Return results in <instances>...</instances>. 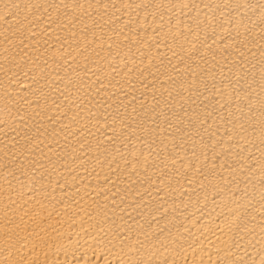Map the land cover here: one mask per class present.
Here are the masks:
<instances>
[{
	"label": "bare ground",
	"instance_id": "obj_1",
	"mask_svg": "<svg viewBox=\"0 0 264 264\" xmlns=\"http://www.w3.org/2000/svg\"><path fill=\"white\" fill-rule=\"evenodd\" d=\"M17 2L38 5L79 3L85 6L91 3L98 6L89 10V16L97 21V44L89 49L90 60L85 61L76 47L79 35L71 38L70 32L63 26L58 27L48 21L49 13L56 15L52 9L48 12L41 9L36 17H31L35 21L32 25L35 35L31 38V33L26 29L17 30L15 25L9 27L0 23V159L4 158L5 152L9 157L15 154L27 167L29 160L47 165V157L56 160L58 153L64 154L57 162V171L44 170L42 183L46 192L50 193L48 198L45 199L37 191V199L29 200L24 208V212L29 213L27 216L17 205L16 216H24V220L23 223L17 220L21 227L16 229L18 235L12 241L16 247L8 252L5 251L9 245L4 236L8 229L3 225V205L0 204V264L6 260L15 264L16 261L32 259L39 262L47 259L48 264H52L53 260H67L68 264H85V261L88 264H105V260H108L111 264H118L121 257L125 261L150 258L149 254L157 251L162 254L161 258L169 259V264L173 258L178 264H193L194 261L195 264H223L225 259H244L249 264L252 261L260 264L264 258V244L259 242L260 228L264 226V208L258 203V195L248 209L247 227L251 235L247 231L235 234L239 246L232 248L231 252L222 242L229 237L221 231L224 227L223 216L228 212V198L227 195H217L221 188H225L226 193L228 191L223 181L235 179L240 190L245 188V180L249 177L256 184L259 183L257 173L262 160L259 129L253 134L248 126L249 120L259 119V112L250 113L248 100L242 97L250 92L253 103H256L261 92L259 60L264 39H261L259 8L241 7L237 10L235 5H259L260 0ZM104 4L108 5L107 10L100 6ZM113 4L119 7H111ZM125 4H132L133 7L125 9ZM143 4L162 7H137ZM183 4L198 7L182 9L176 6ZM207 4L221 5V8L209 9L205 7ZM58 11L62 16L68 12L71 18V8ZM83 11L78 9L77 14ZM197 13L201 20L214 13L216 31L213 33L211 28L207 33L201 31L199 40L195 41L188 28L191 26L195 30ZM41 15L43 20L40 19ZM241 16L248 25L246 33L241 27V36L237 37L236 31L232 30L234 24L226 22L225 30L221 31V18L235 21ZM84 22L91 24L92 20L85 18ZM69 27L79 34L81 26ZM177 32L195 41L199 49L191 60L186 59L184 63L180 62V56L185 55L180 47L184 43L183 37L175 42L172 39ZM229 34L240 43L228 40ZM101 35L103 40L100 39ZM205 36L207 44L204 43ZM126 37H131V40H126ZM114 41H119L121 47L117 49L113 46L110 55L109 45ZM225 44H230L227 50ZM125 45H130V52ZM208 45L211 50H208ZM184 47L187 48V44ZM237 47L245 53L243 60L248 65L245 72L251 69V73L238 84L235 69L230 70L234 61L237 64L241 61ZM174 52L178 55H174ZM149 54L155 58L154 65L163 60L169 70L175 68L183 71L184 80L190 76L195 79L203 69L208 68L211 75L202 77L208 84L207 92L200 94L205 90L199 80L197 86L200 92L195 89L192 93L181 92L173 88L155 66L151 67L155 75L145 71L144 76H139L138 69L148 67L147 61L141 63V60ZM106 57L110 58L111 67ZM93 60L105 72L97 71ZM85 63L88 64L86 71ZM213 64L216 65L214 69ZM126 66L132 71L127 72ZM112 67L116 68L115 73ZM105 73L115 79L109 83ZM125 79L131 83L122 88L117 81L123 82ZM69 80L81 85L79 91L69 84ZM101 80L105 87L100 88L97 94ZM162 84L164 87H161ZM164 88L172 91L171 99ZM38 89L46 94V103ZM233 89L235 92L229 100L227 92ZM205 96L211 97L215 111L207 107L209 100ZM54 100L59 103V108L54 107ZM129 101L137 107V112L133 113L129 107L124 124L121 125L120 119L113 124L110 114H115V105ZM142 102L145 104L144 111L153 116L163 111L174 125L187 131L177 134L176 128H167L164 117L159 116L155 123L148 121L156 131L146 142L144 137L147 134L140 131L138 123V117L143 114L139 108ZM109 104L113 107L109 108ZM157 104L159 108H156ZM153 108H156L155 112H152ZM88 109L98 116L103 113V116L99 120L88 121L85 119ZM120 111L123 114L125 110L121 108ZM205 112H211V117L197 135L189 120L196 123ZM73 116L76 117L75 123ZM241 119L245 124L244 129L239 127ZM84 123H87V128H84ZM41 124L47 130L40 137L43 143H37L35 147L28 145L32 151L26 159L16 146L25 143L22 137L26 131L35 135V129ZM113 128L116 129L115 133ZM196 128H200L198 123ZM53 129L56 131L55 139L48 135ZM201 137L206 147H202ZM72 156L76 157L75 162ZM12 170L17 171L19 181L25 182L24 191L27 192V187L31 186L32 170L27 177L20 175L16 165L12 166ZM5 175L0 170V192L7 186ZM34 175L39 181L40 171H34ZM72 176H75L74 180ZM17 184L18 181L13 180V186ZM36 188H40V183L36 184ZM232 189L235 191L236 185H232ZM52 196L55 200L51 199ZM4 199L6 197L0 196V201ZM28 199L26 196L25 200ZM24 224L28 225L27 231ZM99 224H103L104 232L99 230ZM241 236L244 238L240 239ZM125 237L128 239L125 240ZM19 240H24V244H19ZM121 240L125 241L124 252L120 251ZM129 244L140 250V257L128 251ZM35 245L39 246L35 247L33 253L31 250ZM165 245L169 247L167 252ZM65 250H68L67 255Z\"/></svg>",
	"mask_w": 264,
	"mask_h": 264
},
{
	"label": "snow or ice",
	"instance_id": "obj_2",
	"mask_svg": "<svg viewBox=\"0 0 264 264\" xmlns=\"http://www.w3.org/2000/svg\"><path fill=\"white\" fill-rule=\"evenodd\" d=\"M107 10L108 5H100ZM178 7L183 8H188V7H198L196 5H189V4H183V5H176ZM231 5H224L223 7H230ZM98 7L93 4H88L87 6L83 4H56V3H51L47 5H38V4H33V3H19L17 0H0V23L7 24L9 27H12V25H15L17 30L20 29H26L28 30L31 36L35 35V32L32 31V25L35 23L34 20L31 19V17H36L41 9L44 10V12H48L49 9H52L53 11H56V15L53 16L51 13L48 14V21L55 23L58 27L63 26L64 29L68 30L70 32V37L71 38H76L79 35V39L76 40V47L80 50L79 54L84 57L85 61L90 60V56L88 55V51L90 48H92V45L97 44L96 40V25L97 21L93 19L91 16H89V10ZM113 8H117L119 6L113 4L111 5ZM125 9L133 7L132 4H125L123 5ZM137 7L148 9L150 7H162V5H150V4H143V5H137ZM169 7H172L171 5ZM206 8H217L220 9L221 5H212V4H207L205 5ZM241 7L245 9H257L259 8V13H258V19H259V25L261 28V39H264V0H260L259 5L252 4V3H244V4H239L237 3L235 5V8L239 10ZM64 8L72 9V14L71 18L69 19V13L64 12L63 16L60 14L58 11L59 9ZM78 9H83L84 11L81 12L80 14H77ZM91 19L92 23L88 24L84 22V19ZM40 19L43 20V16H40ZM215 14L211 16H205L203 20L199 18V14L197 13L196 16V23H195V30L192 29L191 26H189L188 31L192 33V35L195 37V41L199 40L200 37V32L203 31L204 33H207L208 28H211L213 33H215L216 28H215ZM225 22L228 23L229 25L234 24V28L232 30L236 31V36L240 37L241 32L239 29L241 27L244 28L245 33L248 31V25L244 23V17L241 16L235 21L233 19H228L227 21H224L223 18H221V22L219 24V27L221 31H224V25ZM69 25H72L73 27L75 26H81L79 34L76 31H72ZM47 30V29H46ZM199 30V31H197ZM89 33H91V39H89ZM17 33H14L16 35ZM183 37L184 43L180 45L182 51L185 53V55L180 56V62L184 63L185 60H191L193 55L196 54L199 49L196 47V42L189 40L186 36L183 35L181 32H177L173 37V41H177ZM101 40H103V35L100 37ZM111 39V37H110ZM126 40H131V37H126ZM228 40L232 41L233 43H240V41L233 40L231 37V34L227 37ZM23 39H21V43H23ZM204 43L207 44V36H205ZM215 43V40L213 41ZM184 44H187V48L184 47ZM115 46L117 49H120L121 43L119 41H114L113 44L109 45V51L111 55V49ZM125 47L129 48V52L131 51L130 45H125ZM146 47V45H145ZM230 47V44H225V50ZM61 48H63V45H61ZM94 50V49H93ZM139 50V49H138ZM208 50H211V46L208 45ZM237 52L239 53V56L241 57V61L239 64H237L235 61L233 62L232 68L235 69V76H236V83L238 84L241 80L245 79L248 74L251 73V69H248L247 72H245V69L248 68L247 63L244 62L243 58L245 56V53L237 47ZM99 54H97L98 56ZM120 53L119 51L117 52V56H119ZM174 55H178V53L174 52ZM154 57H152L150 54L149 55H144L141 63H144L147 61L148 67L147 68H139V76H144L145 71H148L149 75H155V73L151 72V67L155 66L157 69V72L160 73V75L164 76L167 78V80L173 85V88H178L181 92H190L192 93V90L195 89L196 92H200V88L197 86V81L199 80L200 83L203 84L204 93H200L201 95H204L207 92L208 89V84L206 80L202 79V77H207L211 75V70L208 68H205L202 70L201 74L197 75L195 79L189 77L188 80L183 79V71H177L175 68H171L170 70L164 65L163 60L160 61L159 64L154 65ZM106 61H109L108 66L111 67V62L110 58L106 57ZM213 60H215V56H213ZM93 65H95L97 71L99 72H105V69L102 68L95 60L92 61ZM134 63V61H133ZM47 64V61H45V65ZM171 64V61H169V65ZM260 72H259V82H260V88L261 92L258 94V99L256 103H253L251 99V93L248 92L246 93L242 98L248 100V110L249 112L253 111H258L259 112V119L258 120H249L248 121V126L255 134L256 129H259V141L261 145V155H262V160L259 164V171L257 173L259 183L256 184L251 177L245 180V188L243 190L239 189L238 182L234 179L231 182L228 181H223L225 187L227 188V193L225 192V188H221L220 191L217 193V195H220L221 197H224L227 195V208L228 212L227 214H224L223 216V224L224 227L221 229L222 232L225 233L229 238L227 240H223V244L227 247L228 251L231 252L232 248H238L239 246V241L236 240L235 234H238L242 231H247L249 235H251V231L248 230V209L250 205H253V201L256 200L257 195H258V203L261 205L262 208H264V45L261 46V54H260ZM215 64L212 65V68H215ZM187 67V66H186ZM255 67V65L253 66ZM85 71L88 68V64H84ZM127 72H131L132 69H127ZM46 71V68H45ZM112 72H116V68L112 67ZM172 73H175L173 75ZM43 77V73L41 74ZM106 78L109 79V83H111L112 79H115L114 76L108 77L107 73H105ZM46 79V77H43ZM254 78V77H253ZM214 81V77H213ZM131 82L125 79L123 82L117 81V84H120V86L123 88L124 86L130 84ZM69 84H72L77 91H79L81 85L76 84L74 81L69 80ZM215 86V84H213ZM90 87V86H89ZM105 87L104 82L101 80L100 81V87L96 89L97 94L100 91V88ZM161 87H164L162 84ZM251 87V86H249ZM67 90V89H66ZM38 93H40L43 97H45V103L47 102L46 100V94L43 93L42 89L37 90ZM165 92H168L169 98L171 99L172 96V91H170L168 88H164ZM243 91V90H241ZM233 92H235V89L232 91L227 92V97L229 100H231ZM194 94V93H193ZM63 96L64 93H61ZM206 99L209 100V104L207 107L211 108L212 111H215V106L212 104L211 97L205 96ZM79 99V97H77ZM111 99V98H110ZM133 100H135V97H133ZM91 102V101H90ZM97 104H99V101H97ZM53 105L55 108H59L60 105L57 101H53ZM29 107H31V104H28ZM99 107H103V105H99ZM109 108L113 107L112 104L108 105ZM131 107L132 112L136 113L137 112V107L133 106L132 101H129L127 104L119 103L115 105L116 112L115 114H110L113 124H115L117 119H120L121 125L124 124L125 122V117L127 114V109ZM222 107H224L222 105ZM121 108H123L125 111L123 114H121ZM139 108L141 112L143 113L141 117H138V123L140 126V131L142 133H146L147 136L144 137L146 142L149 137L152 136V134L156 131V129L151 127V124L148 123L149 120H151L153 123L158 119L159 116L164 117V123L167 125V128H176L177 134H179L180 131H187V129H181L179 126L174 125L172 123L171 118L163 111L157 114V116L151 115L150 112L144 111L145 109V104L142 102L139 105ZM156 108H159V104L156 105ZM156 108L152 109V112L156 111ZM100 116H103V113H100ZM100 116H98L96 113L92 112L91 109H88V116L85 118L88 121H91L93 119L99 120ZM211 117V112H205L203 116H200L197 120L196 123H192L191 120H189V124L191 128L196 129L197 135L200 134V129H204L208 121ZM51 119V117H49ZM73 122H76V117L73 116ZM105 120L108 119V117H104ZM81 123H83L81 121ZM200 125V128H196V124ZM87 123H84V128H87ZM131 127V126H129ZM239 127L241 129L245 128V124L243 122V119L239 121ZM43 125L41 124L39 127L35 129V135H30L28 131L24 133V136L22 139L25 141V143L19 144L17 147V151L25 155V158L27 159V154L32 151V148H29L28 145H33V147L36 146L37 143H43V141L40 139L42 135H44V132H46V129H43ZM83 129H80L82 131ZM113 132H116V129L113 128ZM243 133H241L242 135ZM53 139H55L56 136V131L55 129L52 130L51 133H48ZM66 139V138H65ZM251 143V141H249ZM161 143H163V140H161ZM201 144L202 147H206V145H203V137H201ZM107 151V149H106ZM63 153H58L57 154V159L54 160L53 157L49 156L47 157V165H45L42 162H37V161H32L29 160L27 167L25 166L24 163H21L19 156L18 155H13V157H9L8 153H4V158L0 159V170L4 171L6 173L4 179L6 181V187L3 189L2 192H0V196L6 197V199L0 201V204L3 205V225L8 231L4 233L5 236V241L9 245L8 248L5 249L6 252L11 251L12 248L16 247L15 244L12 243L14 236L18 235L16 232V229H19L21 227V223H23L24 216L29 215L28 212H24V208L26 204L31 201H35L37 199L36 192L39 191L41 195L45 197V199L48 198L50 193L46 192L44 188V184L42 183L45 175V169L49 171H57V162L61 157H63ZM73 162H75L76 157L72 156L71 157ZM67 159V158H65ZM16 165L18 166V171L20 175L27 177L30 175V170L32 174V180H31V186L27 187V192L24 191L25 189V182L24 181H19L18 176H17V171L12 170V166ZM242 167V165H241ZM109 168H111V164H109ZM40 171V180L37 181L34 175V171ZM72 172H75V169H72ZM93 172H95V168L93 169ZM249 172H251V169H249ZM98 175V173H97ZM11 177V179H9ZM72 180L75 179V176L71 177ZM13 180H17L18 184L16 187L13 186ZM40 183V188H36V184ZM59 183V182H58ZM67 183V180H66ZM232 185H236V190L234 191L232 189ZM249 185L252 187V191L249 192ZM51 185L49 184V187ZM237 192H239V195H237ZM31 194V195H29ZM28 196V200H25V197ZM52 200H55V197H51ZM24 201V203H20V201ZM17 205H19V210L21 212H24V216L17 217L16 216V208ZM38 215V213H37ZM33 219H35V216H33ZM17 220H19L21 223H17ZM106 222V221H105ZM114 223V222H113ZM24 229L27 231L28 230V225L24 224ZM99 230L101 232H104V226L103 224H99ZM244 237L241 236L240 239H243ZM26 239V238H25ZM128 237H125V240H127ZM218 239H220L218 237ZM253 239L255 237L253 236ZM19 244L23 245L24 240H19L17 241ZM261 244H264V226H261L260 228V241ZM125 241L121 240V248L120 251L124 252V245ZM139 243V241H137ZM251 243V241H249ZM39 245H35L32 248V252H35V247H38ZM165 251H169V247L167 245L164 246ZM128 251L129 252H135L137 254V257H140V250L136 248L133 244L128 245ZM171 251H175V249H171ZM68 250H65V255H67ZM74 254V253H73ZM46 255V254H45ZM233 256H235V253H232ZM162 254L157 252H152L149 254L150 258H137V259H132L131 261H125L122 257L119 259L118 264H169V259L168 258H161ZM4 264H13L12 261L6 260ZM15 264H48V260L45 259L43 262H39L38 259H32L28 261L20 260L16 261ZM52 264H68V261L65 260L63 262H59L56 260H53ZM85 264H88V261H85ZM105 264H111V261L105 260ZM171 264H178V262L173 258L171 260ZM195 264V261L193 262ZM202 264V262H201ZM223 264H249L248 261H245L244 259H225L223 261ZM251 264H255V261H252ZM260 264H264V258L260 260Z\"/></svg>",
	"mask_w": 264,
	"mask_h": 264
}]
</instances>
